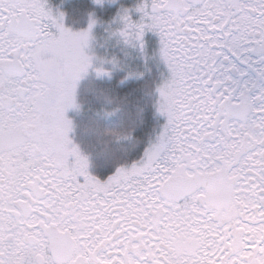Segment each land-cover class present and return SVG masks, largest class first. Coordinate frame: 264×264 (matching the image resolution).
I'll return each instance as SVG.
<instances>
[{
  "label": "snow or ice",
  "instance_id": "snow-or-ice-1",
  "mask_svg": "<svg viewBox=\"0 0 264 264\" xmlns=\"http://www.w3.org/2000/svg\"><path fill=\"white\" fill-rule=\"evenodd\" d=\"M0 264H264V0H0Z\"/></svg>",
  "mask_w": 264,
  "mask_h": 264
}]
</instances>
